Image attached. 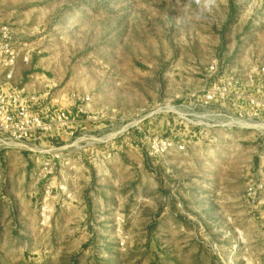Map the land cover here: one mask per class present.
<instances>
[{"label": "rangeland", "instance_id": "obj_1", "mask_svg": "<svg viewBox=\"0 0 264 264\" xmlns=\"http://www.w3.org/2000/svg\"><path fill=\"white\" fill-rule=\"evenodd\" d=\"M0 24L75 118L52 179L0 148V264H264V0H0Z\"/></svg>", "mask_w": 264, "mask_h": 264}, {"label": "built area", "instance_id": "obj_2", "mask_svg": "<svg viewBox=\"0 0 264 264\" xmlns=\"http://www.w3.org/2000/svg\"><path fill=\"white\" fill-rule=\"evenodd\" d=\"M30 55L18 29L0 24V148L39 154V179L48 180L56 175L61 159L59 150L50 148V140L66 133L75 118L56 107L52 99L24 86L22 69L29 64ZM248 101L259 108L258 99L250 96ZM166 146L164 142L161 148ZM157 148V142L153 143L152 149Z\"/></svg>", "mask_w": 264, "mask_h": 264}, {"label": "crops", "instance_id": "obj_3", "mask_svg": "<svg viewBox=\"0 0 264 264\" xmlns=\"http://www.w3.org/2000/svg\"><path fill=\"white\" fill-rule=\"evenodd\" d=\"M26 88H27V90H29V91H31V89H32V88H29L28 86H27ZM32 90H34V89H32Z\"/></svg>", "mask_w": 264, "mask_h": 264}]
</instances>
